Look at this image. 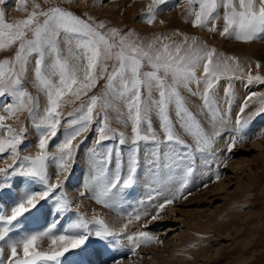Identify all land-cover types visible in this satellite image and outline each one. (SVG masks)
Wrapping results in <instances>:
<instances>
[{
  "label": "snow or ice",
  "instance_id": "snow-or-ice-1",
  "mask_svg": "<svg viewBox=\"0 0 264 264\" xmlns=\"http://www.w3.org/2000/svg\"><path fill=\"white\" fill-rule=\"evenodd\" d=\"M5 2L0 0V6ZM28 2L19 0L17 5L27 12L26 18L12 22L7 21L0 7V51L15 49L14 56L0 59V159L6 163V167L0 168V202L5 196L12 198L10 214L0 205V264H125L127 255L139 256L137 250L141 246L163 243L149 231H131L130 225L142 219L158 221L168 206L187 199L191 193H185L196 172L197 154L205 167L215 165V181L221 178L219 169L221 163L226 166V158H219L215 145L231 119V81L246 79L247 85L254 82L264 85V76L249 71L245 77L236 57L218 54L215 47L195 36L179 31L171 35L153 34L145 43L135 31L108 27L103 21L82 18L59 5L45 9L31 0L32 8L28 11ZM183 2L187 5L186 22L195 28L242 43L264 40V0ZM164 5L169 7H161ZM179 6L170 0H151L143 14L144 22L154 25L159 12ZM221 19L222 28L217 24ZM30 65L33 86L46 99L42 110L39 97L25 87ZM260 67L256 62V68ZM100 79L105 80L103 94L89 96ZM221 79L228 81L223 111L215 91ZM182 90L192 95L199 92L202 111L209 114L211 131L189 109ZM85 96L87 101L82 99ZM76 101H81L78 115L66 121L63 139L56 144V151L50 152L49 143L57 137L63 107ZM251 103L258 107L245 116ZM173 110L179 128L192 137L194 144L186 142L177 131V123L171 116ZM110 112L116 113L118 123L130 126V136L111 126ZM24 113L39 134V150L35 154H21V145L28 133L26 125L20 122ZM154 114L159 121V133L153 126ZM261 118H264V92H250L243 99L236 127L228 136L227 154L249 139L247 130ZM93 124L96 127L95 144L89 149L91 173L84 188L104 207L120 206L123 191L138 183L141 143L153 146L144 155L150 179L148 207L142 199L143 210L138 208L128 213L127 222L119 228L110 227L96 214L86 218L64 190L76 155ZM255 135L264 136V125ZM106 141H114L115 146L105 144ZM125 145H128L126 162ZM50 165L56 168L55 182L49 172ZM17 189L21 192L19 198H16ZM85 194V191L80 193ZM46 203L52 205L49 211L54 216L74 213L76 218L59 234L55 232L59 219L45 230L22 233L20 218L28 213L39 218ZM149 207L154 211H149ZM14 232L16 238L10 235ZM45 238L51 242L46 251L40 248ZM5 248L9 249L7 258ZM70 252L74 257L106 255L107 259L62 262L61 258Z\"/></svg>",
  "mask_w": 264,
  "mask_h": 264
},
{
  "label": "rangeland",
  "instance_id": "rangeland-1",
  "mask_svg": "<svg viewBox=\"0 0 264 264\" xmlns=\"http://www.w3.org/2000/svg\"><path fill=\"white\" fill-rule=\"evenodd\" d=\"M130 1V3H132L131 6L130 4L125 6L122 5L123 12L121 13V16L124 19L120 20L113 17L111 19L109 14L104 11V8L108 7L109 4L111 5V3H118L119 0H72L71 3H69L68 0H51L50 3H45V0H36V2L40 3L41 7L45 9L53 5H59L73 11L76 15L81 16L82 18L87 19L88 17H92L96 21H103L108 27H118L123 32H128L130 30L135 31L139 34L140 38L145 41V43H147L153 37V34L171 35L179 31L181 33L187 34L190 37L195 36L198 37L200 41L206 42L210 46L215 47L218 54H223L225 52V55L223 54L224 56L236 57L244 69L245 77L249 71H251L253 75L259 74L264 76V70L262 69L264 66V56H259L257 59H254L252 56L245 57L243 55L241 57L231 53L232 50L240 48L242 42L236 41L234 39L227 40L226 38L224 41L222 40L224 37L221 36L219 39H213L210 42L208 41L207 37H204L201 30L193 27L190 22H186L184 27L178 24L176 25V23H171V18L173 15L178 19L182 15L181 12L186 10L187 5L183 2V0H170V3H177L180 6L171 7L170 10L159 12L158 21L154 25L146 24L143 19V14L147 11V7L151 3V0H146L143 2L142 0ZM18 3L19 0H6L5 4L0 6L3 7L8 22L26 18L27 12L20 10L17 7ZM161 7L167 8L169 6L164 5ZM31 8L32 2L29 0L27 4L28 11H30ZM159 20H163L164 23L160 24ZM167 23L168 27H164V24ZM217 24L221 28L223 26V20L218 21ZM143 25L145 28H143ZM174 39L179 40L182 39V37H174ZM219 41H221V43ZM257 41L264 42V40ZM14 54L15 49L0 51V59L12 57ZM66 54L67 53L65 52V55ZM256 62H259L261 65L259 69L256 68ZM31 69L32 65H30L29 68V74L27 80L25 81V87L33 96L39 97L42 110L46 106V99L44 94L42 92H38L33 86V75ZM110 70L111 66L109 67V71ZM231 83L232 104L234 105V108L237 107L235 108L237 112H235L234 108L232 109L231 113H234V117H232L233 115L231 114V119L225 125L226 129H222L221 137L223 138H220L219 140L220 149H217L218 156L221 160L226 158V166L223 163L220 165L219 171L221 178L218 181H215V165L210 168L206 167L203 169L202 173L205 172L209 176L204 175V179L201 182H198V179L195 181L192 179L188 189H186L185 194L191 193L187 196V199L178 200L173 205L168 206L167 209L161 213L162 219L158 221H151L149 219L144 223L147 225V227L143 229L145 231H149L153 235L158 236L159 239L163 241V243L151 246H141V248L137 250L139 256L127 255L125 264H163V262L157 261L156 259L163 256L161 253H164L165 255H173V260L176 261V264H264V136L257 138L255 135L258 128L264 125V118L257 119L250 125V128L247 130L249 135L248 140L238 144L231 154H227L226 152L228 136L231 130L236 127L235 120L239 111V97L242 96L244 99L250 92H253L255 88L260 86L262 89H264V85L255 82L251 85H247L246 79H233ZM104 85L105 80L100 79L96 87L92 89L88 95L91 96L103 94L105 90ZM227 85L228 81L226 80L225 87L223 89L224 93ZM218 86L215 91H219ZM185 92L186 90H182V95L185 98L187 106L204 126L202 114L206 111H202L203 103L200 99L199 93L195 99L196 105L194 106L191 104L194 98L190 94L187 95ZM262 92H264V90ZM216 95L219 96L220 93L216 92ZM82 99L87 101L88 97L85 96ZM222 100H225V97L222 98ZM80 104L81 101H76L75 103L67 104L63 107V116L61 118V125L59 127L57 137L49 143L48 150L50 152L56 151V144L63 139V137L59 135L61 133L64 134L67 128L66 121L78 115L77 110L80 108ZM223 104L225 105V101H223ZM220 107H223L222 111L225 108L221 105V103ZM257 107L258 105L256 103H251V106L245 111V116L255 111ZM69 113H72L73 115L69 116ZM109 116L111 120V126L113 128L125 132L127 136L131 135L130 126L125 127L124 125L118 123L115 112H110ZM171 116L174 123H177L174 110L171 112ZM20 122H23L28 129L24 143L21 145V154H35V152L39 150L37 146L39 134L33 127L27 113H24L21 116ZM20 122L9 121V123L14 124H18ZM153 126L159 133V121L155 114L153 115ZM95 127V124L91 126L89 133H87L88 139L85 140L83 144H81L80 150L75 158L72 175L64 185V190L68 198L73 201L74 207H78L80 212L81 207L76 205L78 201H74L70 189L76 187L79 189L82 185L84 177L83 175L85 172L84 169H87L84 160L90 157L89 149H91L95 144ZM208 129V131H211L210 126ZM177 131L186 140V142L189 144H194L192 137L185 134L183 130L179 128L178 123ZM161 138H163L162 133ZM260 141V146L254 144V142L260 143ZM217 142L216 144H218ZM104 143L109 146H115L114 141H106ZM141 146L140 156H142L144 153L145 148L147 150L148 146L149 149L153 147L151 144L143 142L141 143ZM127 148L128 145H125L123 148L124 153L125 151L128 152ZM221 149L223 150L222 153ZM127 152L125 155H127ZM4 156H7V153H5ZM242 158L246 160L244 164L236 163L234 167L230 168L232 161L234 162L236 159L239 160ZM7 163L10 164L12 161L9 159L7 160ZM202 165L203 161L201 160L199 154H197L196 169ZM52 166L53 170L50 171L49 169V172L50 175L52 174V182H55L56 168L54 165ZM248 166L255 171L254 179L249 178V173H244L246 172L245 170ZM2 167H6L4 159H0V168ZM141 168L142 164L140 169ZM239 181H241L242 187L237 186ZM222 182H225L224 185L219 186L218 184ZM205 184H207V187L204 186ZM18 192H20L19 189L16 190V198H19L20 196ZM84 198L87 199V193L82 199ZM2 201V206L5 207L10 214L12 198L5 196ZM51 207V204H45L46 210H44V213L46 222L42 226V230L50 226V223L46 218L50 217L49 210ZM136 209L138 208L133 207L131 212H134ZM189 211L193 213V215L186 214ZM60 217V220L67 222L76 218L74 213L63 214ZM91 218L88 217V219ZM36 219L37 218L32 217L30 213L25 214V217L20 218V231L26 234V227L29 225V223L35 224L37 222ZM196 220L198 221L197 223ZM204 221H206L205 223L208 222V224H204ZM199 222L202 225L204 224V226L199 228ZM35 226L36 228L39 227L38 223H36ZM22 227L25 229L24 231ZM11 234L17 236V233L15 232ZM40 248L41 250H44L41 246ZM8 254L9 249L5 248V258H7ZM72 257V254L67 255V260ZM89 258H93V255H88V259Z\"/></svg>",
  "mask_w": 264,
  "mask_h": 264
},
{
  "label": "bare ground",
  "instance_id": "bare-ground-1",
  "mask_svg": "<svg viewBox=\"0 0 264 264\" xmlns=\"http://www.w3.org/2000/svg\"><path fill=\"white\" fill-rule=\"evenodd\" d=\"M143 1H146V0H142V2ZM131 1L130 0H119V2L117 3H111V5L109 4V6L108 7H105L104 8V11L106 12V13H108L109 14V16H110V18L112 19V17L113 18H116V19H120V20H123L124 18H122V16H121V13L123 12L122 11V9H123V7H122V5L123 6H125V5H129L130 4V6H131V4L132 3H130ZM141 2V3H142ZM138 3V2H137ZM129 6V7H130ZM184 8V7H183ZM130 9H131V7H130ZM132 10V9H131ZM221 11V14H222V9L220 10ZM99 12V11H98ZM131 12H133V11H131ZM134 13V12H133ZM181 17H179L178 19L173 15V17L171 18L172 19V21H171V23H176V25L178 24V25H180V26H185L186 25V17H187V12H186V10H183L182 12H181ZM124 17V16H123ZM222 20V19H221ZM119 21V20H118ZM168 25V23L167 24H164V27H168L167 26ZM144 26V25H143ZM223 27V26H222ZM221 27V28H222ZM143 28H145V26L143 27ZM201 30V32L203 33V35H204V37H207V39H208V41H212L213 39H219V35L218 34H212L211 32H208V31H206V30H203V29H200ZM214 35V36H213ZM206 39V40H207ZM222 40H226L225 38H223ZM227 40H230V39H227ZM215 41V40H214ZM220 43H221V41H219ZM226 43V42H225ZM264 42H259V41H257V42H251V43H242V45H240L241 47L240 48H238V49H236V50H232L231 51V53H234V54H236V55H238V56H245V57H248V56H252V58H254V59H257L259 56H264V44H263ZM230 45H232V44H230ZM226 51V50H225ZM227 52V51H226ZM225 53V52H224ZM223 53V54H224ZM230 54V53H229ZM225 55V54H224ZM227 55V54H226ZM235 56V55H234ZM255 61H257V60H255ZM263 70H264V66H263V68H262ZM200 73H198V75H199ZM237 74H240V73H237ZM225 79H221L220 80V82H219V86H218V89H219V91H216V92H219L220 93V95L219 96H217L216 95V99H217V101H218V103H219V106H220V103H221V105L222 106H224L225 107V105L223 104V101H225V100H222V98H224L225 97V93H224V87H225ZM226 89V88H225ZM264 89H262L260 86L258 87V88H255L254 90H253V92H262ZM185 91V90H184ZM193 91L194 92H196L197 91V89L195 88V85H193ZM185 93H187V95L188 94H190L194 99L192 100V102H191V104L192 105H196V103H195V99H196V97H197V95H198V93L199 92H197V95H192L191 93H189V92H185ZM240 95V94H239ZM244 95H246V94H244ZM236 98V97H235ZM239 107H238V109L240 108V106H241V101L243 102V98H242V96L241 97H239ZM238 106V105H237ZM221 108V107H220ZM234 108V105L232 104V107H231V111H232V109ZM235 108H237V107H235ZM234 108V109H235ZM223 109V107L221 108V110ZM235 112H237L236 111V109H235ZM232 115V117H234V113H231ZM246 114V113H245ZM244 114V115H245ZM208 114L205 112V113H203L202 114V120H203V123H204V127H205V129L206 130H209L208 129V127L210 126L211 127V125H210V123H209V118H208ZM236 116V115H235ZM233 119V118H232ZM224 128H225V126H224ZM226 129V128H225ZM63 132V131H62ZM224 132V131H223ZM63 133H61L59 136H61V137H63V135H62ZM220 138H223V137H219L218 139H217V143L218 144H216L215 145V147H216V149H220V147H219V140H220ZM263 141V140H262ZM88 144H90V143H88ZM254 144L255 145H257V146H260V144H261V141H260V143L259 142H254ZM142 147V146H141ZM145 147V146H144ZM143 147V148H144ZM147 147V146H146ZM126 150V149H125ZM127 150H128V148H127ZM147 150L148 151H150L151 150V148L149 149V146H148V148H147ZM146 150V148H145V150H144V153L142 154V156H141V164H142V168L141 169H139V171H138V175H139V179H138V183L133 187V188H130V189H125L124 191H123V193H122V195H123V200L120 202V206L118 207V208H107V207H104V206H102V205H100V204H98L94 199H92L91 198V192L90 191H86L85 190V188H84V185L87 183V181H88V179H89V175H90V173H91V164H90V157H88V158H86V160H84V162H85V166L87 167V169L85 170L84 169V177H83V181H82V185L80 186V188L78 189L77 187V189L76 188H72V189H70V191H71V195H72V197H73V199H74V201L76 200V201H78V203H76V205H78L79 207H81V212L82 213H85L86 214V217L88 218H91L92 216H93V214H96V215H99V216H101L108 224H109V226L110 227H116V228H119V227H121L124 223H126L127 222V214L128 213H130L131 212V210L133 209V207L134 208H140L141 210H143L142 209V207H141V204H140V201L142 200V199H144L145 200V207H148V203H147V200H146V197H147V195L149 194V191H150V179H149V174H148V172H147V169H146V167H145V163H144V155H145V153L146 152H148ZM126 152L127 151H125V154H126ZM143 152V151H142ZM223 152V150L221 149V153ZM202 160V159H201ZM125 161H127V155H125ZM246 162V160H244L243 158L242 159H236L234 162L232 161V163H231V165H230V168L231 167H234V165L236 164V163H238V164H244ZM206 167L204 166V165H202V166H199L196 170V172L194 173V175H193V180L195 181V180H197L198 179V182H201V181H203V179H204V175H208L207 173H205V172H203L202 173V170L203 169H205ZM50 171L51 170H53V166L52 165H50ZM246 172H244L245 174L246 173H249V178H252V179H254L255 177H254V175H255V171L254 170H252L249 166L246 168V170H245ZM52 175V174H51ZM209 176V175H208ZM206 179V178H205ZM224 183L225 182H222V183H220V184H218L219 186H223L224 185ZM152 187H155V185H151ZM237 186H239V187H242L241 186V181H239L238 182V185ZM81 191H86V193H87V199L86 198H84V199H82L83 198V196H81L80 195V193H81ZM20 195H21V192H18ZM152 203H156V201H153ZM50 204V203H49ZM189 204V203H188ZM184 205V204H183ZM188 206V205H187ZM123 209H124V211H123ZM167 209V208H166ZM44 210H46L45 208H44ZM149 211H152V208L151 207H149ZM153 211H154V209H153ZM200 213V212H199ZM186 214H191V215H193V213H191L190 211L189 212H187ZM198 214V213H197ZM201 216V215H200ZM28 217V216H27ZM193 218V217H192ZM147 220H149V219H142L141 221H139V222H133V224L132 225H130V230L131 231H136V230H144L143 228H141V225H143L145 222H147ZM207 220V219H206ZM36 223H38V225H39V227H37L36 228V226H35V224H33V223H29V225L26 227V230H27V233L26 234H30V233H33V232H37V231H42V226L44 225V223L46 222V220H45V213H44V211H43V213L39 216V218H37L36 219ZM208 221V220H207ZM24 222V221H23ZM70 222V221H69ZM198 221L196 220V223H197ZM206 221H204L203 223L204 224H208V222L207 223H205ZM199 225V228H201V227H203L204 226V224L202 225L200 222L198 223ZM206 226V225H205ZM44 228H45V226H44ZM22 229H23V227H22ZM21 229V230H22ZM46 229V228H45ZM44 229V230H45ZM25 229H23V231H24ZM203 230V229H202ZM23 233V232H22ZM13 238L15 237L16 238V236L14 235V234H10ZM50 240L48 239V238H45L43 241H41V244H40V246L44 249V250H48V248H49V245H50ZM163 256L161 257V258H156L157 259V261H161V262H163V264H176V261H174L173 260V258H174V256L173 255H170V254H167V255H165L164 253H161ZM102 256L103 255H100V256H98V255H93V258H89L88 259V255L87 256H85V259H87V260H90V261H97V260H101L102 259ZM74 259H76V258H74ZM155 259V260H156Z\"/></svg>",
  "mask_w": 264,
  "mask_h": 264
}]
</instances>
